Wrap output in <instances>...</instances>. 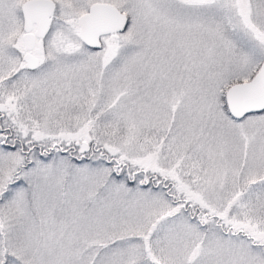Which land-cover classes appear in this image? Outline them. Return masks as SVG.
I'll list each match as a JSON object with an SVG mask.
<instances>
[{
    "label": "snow or ice",
    "instance_id": "snow-or-ice-1",
    "mask_svg": "<svg viewBox=\"0 0 264 264\" xmlns=\"http://www.w3.org/2000/svg\"><path fill=\"white\" fill-rule=\"evenodd\" d=\"M0 264H264V0H0Z\"/></svg>",
    "mask_w": 264,
    "mask_h": 264
}]
</instances>
